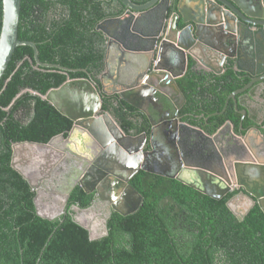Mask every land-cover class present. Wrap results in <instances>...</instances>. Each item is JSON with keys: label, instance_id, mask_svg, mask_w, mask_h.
<instances>
[{"label": "trees", "instance_id": "1", "mask_svg": "<svg viewBox=\"0 0 264 264\" xmlns=\"http://www.w3.org/2000/svg\"><path fill=\"white\" fill-rule=\"evenodd\" d=\"M130 1L142 5L150 0ZM177 2L172 0L168 15ZM124 10L121 0H21L18 40L32 42L41 63L72 71L40 68L32 49L19 46L0 79V264H264V214L257 205L238 221L226 207L236 192L214 200L144 171L129 181L142 198L138 209L127 216L110 211L105 234L96 239L75 219L72 208L87 209L95 199L77 186L64 215L46 220L36 214L35 192L10 166L12 146L46 144L67 135L71 121L38 95L68 79L95 78L105 55V38L96 26ZM248 81L231 71L204 76L188 69L177 81L186 99L184 119L204 130L208 123L209 133L228 119L238 125L240 117L231 110L218 113L229 93ZM106 104L110 108L104 105L102 111H109L125 134L149 135L147 121L136 123L123 111L135 112L132 107ZM19 110L24 121L15 117Z\"/></svg>", "mask_w": 264, "mask_h": 264}, {"label": "water", "instance_id": "2", "mask_svg": "<svg viewBox=\"0 0 264 264\" xmlns=\"http://www.w3.org/2000/svg\"><path fill=\"white\" fill-rule=\"evenodd\" d=\"M121 2L125 9L124 15L106 19L96 26V30L107 39V48L103 60L104 70L99 83L91 82L89 76L86 79H68L59 87L47 91L45 95H38L71 121L73 133L75 132L81 137L87 134L90 140L92 139L94 142L87 139L86 142L81 143L83 142V138H81L78 143H75V136L71 133L67 138L62 134L52 137L46 144L22 142L12 146L10 166L22 176L30 189L35 192L33 202L36 214L46 220L64 215V209L61 206L57 208L54 206L55 200L59 198L65 204L71 189L77 185L84 193L95 192V196L99 200L108 201L112 211L127 216L135 212L142 201L141 196L128 184L131 177L139 170L175 179L214 200H220L227 194L240 189L226 202V207L230 213L238 221H241L257 205L264 214V133L262 134L260 129L253 128L251 131L241 133L242 141L247 145L246 147L251 154V156L248 154L249 166L259 169L254 177L256 183L249 187L232 176L233 172L237 177L250 179L248 175L250 171L246 170L245 167L248 165H245L244 162L233 163L234 169L232 170L223 161L222 168L225 171L224 175L227 176L223 177L207 167L185 162L182 154L180 156L175 148L171 150V143L165 139L155 142L151 138L152 147L149 151H144L145 135L126 136L109 114L102 113L101 116L97 117L101 113V97L108 95L105 83L110 75L115 76L114 78H117L121 85L115 90L120 100L130 107L148 114L142 108L145 103L144 95L140 96V92L134 94L133 88L135 86L133 85H136L137 82L133 83V81L135 78L139 81L145 76L148 77L146 74L151 65L157 38L162 33L167 19L170 0H150L142 5H136L130 0H121ZM20 4L21 0H1L0 79L14 51L19 46H28L32 49L33 59L36 66L40 68H55L62 72L72 71L65 67L41 63L37 58L36 46L32 42L18 40ZM263 6L264 0H179L176 12L169 20V29L165 41L161 44L164 47L177 48L182 54L186 52L215 75L221 73L222 63L226 58L232 60L231 62L235 64L234 68L236 69H233L234 72L240 70L252 78L249 84L245 86L247 89L252 83L264 79V64L257 72L241 66V58L246 56L249 59H254L255 52L258 54L259 49L263 47L264 17L254 14L246 7L260 10ZM228 13L232 21L237 18L240 20L239 24L245 30V34L254 36V52L251 49L248 50V46L247 50H241L240 47H245L246 42L243 38L236 39L235 30L232 28L226 29L225 32L228 31V33L220 37L223 39L226 49L218 50L216 53L210 50L209 38L213 34L210 29H221L220 24L228 22L226 21V14ZM179 17L183 24H187L181 31L174 25ZM255 19L257 21H254ZM248 24L252 28H249ZM255 44L258 46L256 50ZM248 45L252 47V43H248ZM118 63H122L120 68H117ZM249 65L253 67L251 63ZM156 72L163 75L164 78L168 77L169 79L171 76V90L184 101L185 99L173 79L181 76L184 71L175 74L166 66L162 68L155 66L154 73ZM141 83L143 89H148L147 94L150 93L152 98L156 91L162 97H169L164 92L159 91L158 86L156 88L152 83L147 85L143 80ZM147 94H145L146 98L148 97ZM170 98L173 102L174 98ZM153 100L155 99L153 98ZM151 102L154 103L152 100ZM242 114L244 115L245 112L242 111ZM148 117H150L149 114ZM228 126L229 124L226 127ZM189 129L191 132L203 135L198 129L192 127ZM216 136V134L214 136L204 134V138L207 139L214 140ZM97 144L100 145L99 148ZM92 146L97 151L94 159L89 157L91 152L87 150V147L91 149ZM58 151L65 152L67 156L61 159L58 157V153H60ZM77 155L84 158L85 164L93 159L96 167L85 170L83 166L80 170L82 175L71 181L67 186V191L57 190V186H61V184L64 186L62 181L68 172L66 161L71 156L76 157ZM254 160L256 161L255 165L252 162ZM81 163L83 164L82 161ZM107 163L116 165L117 170L126 171V173L120 172L112 179L110 175L112 171L111 168H107ZM117 191L120 192L118 199L115 197ZM56 193L61 195L56 196ZM62 194L65 196L63 197ZM53 201L55 202L53 203ZM102 223L101 231L103 234L101 235H104L105 221ZM79 224L89 231L91 240L100 237V235L90 233V229L81 222Z\"/></svg>", "mask_w": 264, "mask_h": 264}, {"label": "flooded vegetation", "instance_id": "3", "mask_svg": "<svg viewBox=\"0 0 264 264\" xmlns=\"http://www.w3.org/2000/svg\"><path fill=\"white\" fill-rule=\"evenodd\" d=\"M171 2L172 0H170V5H171ZM246 8L252 11L254 14H258L261 17H264V6L260 10H254L250 7H246ZM175 12H176V9L172 13H170V15L167 14V17H166L167 19H166V22L164 23L162 33L157 38L156 48L153 51L151 65L148 67V71L146 74L148 75V77L147 78L146 76L143 78L140 77L141 79L139 81L137 78H135L133 81V83L137 82L136 85H133L135 86L133 88L134 94H137L138 92H140V96L144 95L143 97L145 99V103L142 105V108L146 110V112L149 114L150 117H148V114H146L142 110H136L133 108L134 109L133 111L135 112H130L129 109L123 108V111H128L130 117L134 120V122L136 123L137 121L139 123H144L145 121L148 122V124L150 125L149 135L146 133L130 135V134H125L123 131L122 132L126 136H129V137H137V136L145 135L146 143L144 146V151H149L150 148L152 147V143L150 141L151 138H153L155 142L159 141L160 139L162 140L165 139L171 143V148H170L171 150L175 148V151L177 149L180 156L182 154L183 156L182 158L185 162L189 164L199 165L201 167H207L208 169L213 170L214 172L222 175L223 177H227L224 175L225 171L222 168V165L224 164L223 161H225L232 170L234 169L233 163H236L237 161L244 162L245 165H248L245 167H246V170L250 171L248 173L250 179L248 180L244 177H237L236 174L234 175L233 172H232V176L234 177V179H237L241 183H244L248 185L249 187H251L253 186V184L256 183L254 177H255V173H258L259 169L249 166L250 162H249L248 154L250 156L251 154L248 148L246 147L247 145H245L242 141L241 133L251 131L253 128H256V129L258 128L261 130L260 132L262 134L264 133L263 131L264 129V79L256 83L255 82L252 83L246 89L245 86L249 84L252 78H250L245 72H242L240 70L234 72V70L236 69L234 68L235 64H232L231 62L232 60H229L226 58L224 62L222 63L221 73L219 75H215L211 71L209 72L204 67V65L200 64L199 62L191 58L186 52L182 54V52L179 51L177 48L175 49L174 47L173 48L164 47V45L161 43L165 41L164 39L169 29V20H171L172 15ZM226 17H227L226 21L228 22H226V24L221 23L220 24L221 29L220 28H217L218 30L214 28L210 29V31L213 33L212 36L209 38L210 39L209 44L211 45L210 50L216 53L218 50L220 51V50L226 49L222 41L223 39H220V37L221 36L223 37L224 34L228 33V31L225 32L226 29L232 28L233 30H235L234 33H236L235 34L237 37L236 39L243 38L244 41L246 42L245 47L244 46L240 47L241 50L243 49L247 50V46H248V50L251 49L254 52V49H253L254 36L251 37L245 34V30L241 27V24H239L240 20L238 18L235 21H232L229 13L226 14ZM254 21H257V20L255 19ZM174 25L179 31H181L187 26V24L182 23L180 17L179 19H176ZM249 28H252V26L249 25ZM255 29H259V28H255ZM106 42H107V39L105 38L104 54L107 48ZM248 43H252V47H250ZM255 46H256L255 47V50H256L258 46L257 44H255ZM262 46L263 47L259 49L258 54L255 52L254 59H249L246 56L241 58L242 59L241 66L243 68L247 67L249 68V70H253L254 72H257L262 68L264 64V44H262ZM250 63L252 64L253 67L249 65ZM121 66H122V63H118L117 68H120ZM155 66L158 68H162L163 66H166L175 74H179L184 71L181 76L173 78L178 88L179 86L177 84L178 83L177 81L186 74L188 69H192L194 72L200 75L203 74L204 76L205 75L221 76V75H224L226 71H231L236 76V78H239V79L248 78L249 81L245 83V85L239 86L238 89H235L229 93V95L226 97V102H225L224 107L218 113V115H223L226 111L231 110L233 114L240 117L238 119V125L235 122H233L232 119H228L224 121L221 125H219L218 128L214 132L209 133L207 129V127L209 126V124L207 123L208 117L205 120V125L207 123V125L205 126L206 130H204L202 127L189 124L187 120L184 119L186 99L184 98L185 100L183 101L180 96H176L171 90V87H170L171 85L170 79H172L171 76L169 77V79L168 77L164 78L163 75L158 74L159 72L158 70H157L158 72H156L157 74L154 73ZM103 70H104V67L102 68V71L98 75L95 76V78L93 76H89V79L91 80V82L94 81L96 83H99L100 81L99 79H100V76ZM114 77L115 76L110 75L108 81H106L105 83L106 84L105 88L108 92V95H103V97H101V100H100L101 108L104 105L110 108L109 105L106 104V102L114 106H118L120 103H124L117 96V92H115V90L117 88H120L121 85L119 84L117 78H114ZM141 80H143V82H145V84L147 85L152 83L154 87L157 88L158 86L159 91L164 92V94H167L169 97H164V96L162 97L160 93L156 91L154 92V96H153L155 100H153V98L150 96V93L147 94L148 89L147 88L143 89ZM205 81L207 83L208 79H206ZM144 93L147 94L148 96L147 98ZM170 97L174 98L173 102L171 101ZM151 100L154 103H152ZM192 105H194L193 102L191 103L190 106ZM110 111L114 112L111 109ZM242 111L245 112L244 115L242 114ZM102 113L109 114V116L116 123L111 113L106 110H104V112L101 111V113H99L97 117L101 116ZM227 124H229L228 127H226ZM189 127L200 130V132L203 135H201L200 133H194L193 131L191 132ZM72 129H73V126H71L65 138H67L71 133H73ZM204 134H211V136H214L216 134L217 136L213 140V139H207L206 137L204 138ZM73 135L75 136L74 138L75 143H78L81 138H83V142L81 143L86 142L87 139L90 140V137L87 134H84L81 137V135L79 136L78 134H75L74 132ZM92 141L94 142V140ZM99 146L100 145L97 144L98 148ZM87 150L91 152L89 153V157L94 159L95 155L97 154V151H95L94 147L92 146L91 149L87 147ZM65 156H67L65 152L58 153V157H60L61 159H64ZM93 159H91L92 161H89L87 162V164H85L84 158L78 155L76 157L71 156V158H69L66 161L67 162L66 168L68 172L66 173L64 180L62 181L64 183V186L62 184L61 186H57V190H60L63 192L67 191L68 190L67 186L71 183V181L74 178H77V177L79 178L82 175L80 170L82 169L83 166L85 167V170H88L90 167L91 168L96 167V164H94ZM81 161L83 162V164L81 163ZM252 162H253V165L256 164L255 160ZM113 164H116V163H113ZM111 165L112 164L107 163V168H111V171H112L111 172L112 174L110 173L112 179L115 178V175H118L120 172L126 173V171L117 170L118 168L116 167V165H112V166ZM263 168H264V165H263ZM92 174H95V173H92ZM54 184H56L55 181H54ZM75 187L71 189V192ZM239 191L240 189L237 191H234L236 192L234 195H236ZM118 192L119 191H117V193L115 194V197L117 199L120 194V192L119 193ZM91 194H93V197L95 199L93 200V202L87 209L79 210L78 207L72 208L73 211L75 212V219L77 221L84 222L87 219L84 212L97 211L98 212L97 214L100 217L101 221L104 222L109 212L112 211L111 205L108 201L99 200L98 197L95 196V192ZM60 195L61 194L56 193V196H60ZM62 195L63 197L65 196V194H62ZM68 198L65 200V204L59 198H56V200L53 199L56 201V204L54 206L56 208L58 206L59 207L61 206L63 209H65L68 203ZM55 201H53V203ZM120 206L122 205L120 204Z\"/></svg>", "mask_w": 264, "mask_h": 264}, {"label": "rangeland", "instance_id": "4", "mask_svg": "<svg viewBox=\"0 0 264 264\" xmlns=\"http://www.w3.org/2000/svg\"><path fill=\"white\" fill-rule=\"evenodd\" d=\"M124 14H125V11L123 12V15ZM15 117L19 121H24L26 119V116L23 110H19L15 114ZM97 213H98L97 211H86L84 212V214L87 219L84 222L82 221H79V222H81V224L88 227L91 233L94 232L93 234L101 235L103 234V231H101L103 224Z\"/></svg>", "mask_w": 264, "mask_h": 264}, {"label": "clouds", "instance_id": "5", "mask_svg": "<svg viewBox=\"0 0 264 264\" xmlns=\"http://www.w3.org/2000/svg\"><path fill=\"white\" fill-rule=\"evenodd\" d=\"M101 111H102V108H101ZM104 112V111H103Z\"/></svg>", "mask_w": 264, "mask_h": 264}]
</instances>
